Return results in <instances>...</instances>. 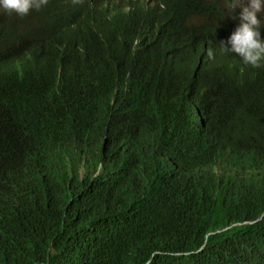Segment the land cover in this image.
Here are the masks:
<instances>
[{
  "label": "trees",
  "instance_id": "16d2710c",
  "mask_svg": "<svg viewBox=\"0 0 264 264\" xmlns=\"http://www.w3.org/2000/svg\"><path fill=\"white\" fill-rule=\"evenodd\" d=\"M108 1L48 0L24 17L0 10V56L33 45L29 65L0 82V180L18 184L0 196V264H199L264 253V179L215 186L178 165L264 144V68L219 46L240 22L238 5ZM82 47L86 62L75 60ZM166 50L174 60L164 63ZM196 64L200 78L190 74ZM117 130L136 131V146L121 150Z\"/></svg>",
  "mask_w": 264,
  "mask_h": 264
},
{
  "label": "clouds",
  "instance_id": "9594fccd",
  "mask_svg": "<svg viewBox=\"0 0 264 264\" xmlns=\"http://www.w3.org/2000/svg\"><path fill=\"white\" fill-rule=\"evenodd\" d=\"M73 2L82 3L83 0H73ZM108 2L114 6L117 4L116 0H109ZM224 2L225 6L229 9L238 5L236 10L240 15V22L226 41L221 40L219 42L221 51L224 53H236L245 65H250L252 68H264V37H262V32H264V0H248L247 4H245L244 0H224ZM47 3L48 0H0V10L9 14L15 13L20 17H24L28 15L31 10H39ZM150 6H154L156 8L157 3L153 2ZM120 17V15L112 16L109 18V21L119 20ZM42 33L46 34V30H43ZM135 42H137V40H134V43ZM14 48H16V50L0 56V82H2L4 78H9L12 73H15V71H21L23 66L25 67L29 65L28 61L33 56L32 43L25 48H21L18 43L13 47V49ZM137 50H151V47H146V49L139 47ZM213 50L215 51L214 48H209L207 53L209 58L213 57ZM83 51H87V49L84 47L80 48L76 53L77 57L75 60L86 62L87 58ZM87 55L89 57L88 51ZM171 56L174 60L173 52L166 50V53H162V61L166 63ZM198 60L200 61V58H198ZM202 73V66L199 67V64H196L190 72L193 77L197 78H200V74ZM209 74L216 76L212 72ZM117 131L121 134H112L113 142L119 141L121 150L136 146V131L133 130V132L129 131L127 133H122L120 130ZM109 133H111V131L108 130L107 134ZM45 145L52 149L54 141ZM27 147L32 149L30 145ZM38 147L39 156L44 157V147L42 145H38ZM221 150L227 151H224V155L222 156L213 154L212 157L215 156L216 158H207L202 154L191 165L186 167L181 165L179 162L178 165L180 169H184L186 175L191 180L204 184L210 182L215 186L217 184L216 179H223L231 183L246 180L249 184L264 179V144L256 146L252 149H244L245 151H238L232 146L231 148L224 146L217 152L219 153L220 151V153H222ZM160 153L163 157H165V159H168L167 151L166 153L165 151H161ZM165 164L167 166V163L164 160V165ZM83 165L84 161H82L77 168L79 172L84 169ZM99 166L100 165L96 166L92 171L97 172ZM69 167H71V165H69ZM169 170L170 169L167 166L166 171L170 172ZM37 171L39 173H47L48 167L45 168L43 166H38ZM33 172L34 170L29 169L28 177L32 175ZM22 181L23 184L26 185V179ZM0 189H2L0 190V196L11 192H18V184L17 182H11L10 179L3 176L0 180ZM204 246L203 241L197 248L193 249V252L197 253L201 251ZM136 264H148V261ZM199 264H264V253L260 251L258 254L254 255L253 252L242 251L221 262L215 261L214 256H209L203 258Z\"/></svg>",
  "mask_w": 264,
  "mask_h": 264
}]
</instances>
